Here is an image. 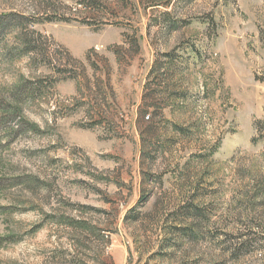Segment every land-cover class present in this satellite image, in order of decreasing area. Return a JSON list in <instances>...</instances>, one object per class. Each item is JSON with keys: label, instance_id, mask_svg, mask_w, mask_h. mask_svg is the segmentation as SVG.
<instances>
[{"label": "rangeland", "instance_id": "obj_1", "mask_svg": "<svg viewBox=\"0 0 264 264\" xmlns=\"http://www.w3.org/2000/svg\"><path fill=\"white\" fill-rule=\"evenodd\" d=\"M0 23V264H264V0Z\"/></svg>", "mask_w": 264, "mask_h": 264}, {"label": "trees", "instance_id": "obj_2", "mask_svg": "<svg viewBox=\"0 0 264 264\" xmlns=\"http://www.w3.org/2000/svg\"><path fill=\"white\" fill-rule=\"evenodd\" d=\"M12 17H15V16L10 15V16H8L7 18H12ZM1 25H2V23H0V27H1ZM0 29H2V28H0ZM2 31H3V30H2Z\"/></svg>", "mask_w": 264, "mask_h": 264}]
</instances>
